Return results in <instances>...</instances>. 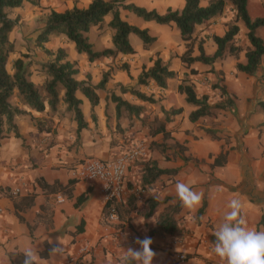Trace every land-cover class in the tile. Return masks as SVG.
<instances>
[{
  "label": "crops",
  "instance_id": "obj_1",
  "mask_svg": "<svg viewBox=\"0 0 264 264\" xmlns=\"http://www.w3.org/2000/svg\"><path fill=\"white\" fill-rule=\"evenodd\" d=\"M183 3L184 0H170L160 4L162 10H155L163 12L166 7L180 9ZM225 5L231 9L229 16L224 15L227 19L222 16L223 11L205 21L208 23L207 27L215 30L216 21L221 23L218 29L223 26V33L226 24L235 23L238 26L237 33L242 34V38H245L243 42L248 45L246 29L242 22L234 21L231 5ZM246 10L250 18L264 19V0H247ZM231 17L233 19L229 21ZM158 25L153 27L166 29L173 26ZM151 27L152 25H149V28ZM173 28L177 36L178 32L174 26ZM213 30L203 28L200 33L205 42L210 40L212 52L215 46L213 47L210 37L206 39L205 35H218ZM255 33L264 43V23ZM156 41L155 38L153 45ZM140 46L141 49L133 48L132 54H124L126 63L134 60L133 54L147 50L143 49L141 41ZM159 56L161 57L160 54ZM76 58L79 64L86 59L83 53L75 51L69 60ZM226 58H230V63L224 67L220 62L227 60ZM162 60H167V57H162ZM243 60V54L237 59L226 54L216 63L220 71L215 73V76L196 72L191 74L188 72L190 67L201 68L205 65L193 62L195 64L191 63L193 66L190 65L187 69L183 66L173 89L170 90L171 85L167 91L163 88L157 90L158 93L153 95L154 99L157 98L155 105L162 106L165 110L172 107L181 108L180 113L170 116L164 123V128L169 132L165 139L160 133L148 136V126L140 122L143 112L146 113L144 110L138 119L133 115L127 116L124 111L119 112L118 118L115 117L114 102L110 100L111 93L129 103L142 105L143 108L154 107V103L142 102L129 93L119 91V85L137 88L141 85L136 83L138 71L130 72L129 66V75L125 71V82L118 78H109L103 86L104 90H94L98 100L93 107L79 91L75 92V97L80 100L78 107L85 123L83 127L77 128L74 113L67 110L65 104H59L54 111H50L47 104L39 112L24 107L29 114L13 118L19 136L14 137L10 130L8 136L0 139V187H7L14 192L13 198L16 199L29 193H32L33 197L29 205L22 201L17 203V208L13 198L0 192V264H10L6 255L8 252H21L28 246L40 251L45 244L55 246L58 237L64 245L63 252L52 256H49L48 252L45 257L47 264H108L109 258L115 260L123 249L139 248L135 241L145 237L151 238L152 241L151 249L155 253L152 264H221L219 258L211 252V236L221 222L227 202L232 198H238L242 202V214L249 227L264 229V223H259L264 208V126H257L258 120L263 119L264 114L254 104L259 89L256 77L261 74V69L254 75L236 71L235 62ZM86 70L83 72L86 73ZM77 74L79 77H76ZM77 74V80L84 79L81 67H78ZM204 75L208 77L209 84L202 80ZM180 78L187 79L197 95L208 94L209 104L220 98L218 88L212 85L222 86L233 104L224 109H216L212 115L202 116L191 122L187 115L194 107L185 103L183 94L176 91ZM171 79L167 81L171 82ZM89 82L95 85L98 81ZM148 83L154 84L152 80ZM262 88L264 91V83ZM138 90L143 92L142 88ZM170 93L173 94L175 103L169 99ZM209 94L214 95V98ZM261 99H264V94ZM154 113L156 115H153ZM149 116V119L152 117L151 122L153 118H162L161 112L158 111H153ZM37 120L43 121L48 130H37ZM205 128L211 129L213 135L206 133ZM131 139L145 140L148 144L145 158L152 159L158 168L175 171L159 175L145 187L144 197L154 195L157 200L153 212L146 216L142 201L135 202L133 209H125L127 192L139 185L140 163L135 162L128 167L124 180L127 196L121 202L120 216L116 224L124 238L119 237L111 228H104L103 199L99 183L83 182L74 178L72 168L86 157L114 158L124 150L126 141ZM221 150L225 152L222 163L211 165ZM168 151H172L173 155H166ZM37 179L50 186L42 187ZM178 180L190 183L194 191L203 193L205 206L201 213H198L201 205L195 209L181 206L174 188ZM79 195L85 198L77 202ZM175 204L179 209L173 217L180 233L148 235L147 228L154 225L158 215ZM17 214L21 219H18ZM128 235L133 237L132 242L127 240ZM81 246L84 247V252L78 254L77 249ZM179 252L185 254V260L182 262L176 260V254Z\"/></svg>",
  "mask_w": 264,
  "mask_h": 264
},
{
  "label": "trees",
  "instance_id": "obj_2",
  "mask_svg": "<svg viewBox=\"0 0 264 264\" xmlns=\"http://www.w3.org/2000/svg\"><path fill=\"white\" fill-rule=\"evenodd\" d=\"M201 1H205V4H201ZM23 2L37 5L39 0H0V139L8 136L10 130L14 137L19 136L13 123V118L17 115L29 114L24 107L39 112L47 104L49 110L54 111L62 103L65 104L67 110L73 111L77 128L85 125L78 107L80 100L75 97V92L79 91L88 100L89 105L93 107L98 100L94 90L101 88L106 82V73H102L101 78L95 85H91L83 79L77 80L75 78L78 72L76 63L75 61L66 59L64 49L57 47L54 52H51L49 49L43 47V44L48 41L50 35L63 34L67 40L72 42L76 52L85 55L88 62L102 57L114 58L118 54H132L134 51L128 42V34H134L141 41L143 48L151 45L155 39L154 36L148 33L147 28L136 27L122 19L120 9L129 11L144 21H152L165 25L172 24L177 30L179 38L183 42H187L189 46L193 38L195 26L219 15L225 3H229L234 11V21L240 20L246 29L245 37L248 42L243 52L244 60L242 62L236 61L234 69L246 75H252L261 63L264 64V43L255 33L256 29L264 23V19L262 17H249L246 10L247 0H184L180 9L166 7L163 12H158L153 8L146 9L124 0H90L85 7L72 5L70 8L60 12L50 10L46 15L43 26L35 36V45L41 48L46 55L52 56V58L39 65L43 74V80L37 85L30 79L29 61H25L22 57H14L8 63V56L13 52L12 41H10L8 33L14 27L16 19L9 18L7 10L19 7ZM106 15L110 16L107 26L112 29L110 46L94 50L92 44L87 39V31L91 26L100 27L103 17ZM237 32L238 26L235 23H231L222 35H210V39L215 46L212 53L205 54L201 43L198 42L196 45L197 55L185 57L184 53L180 55V60L187 65L193 62L209 65L218 59H222L226 54L236 56L240 50V47L234 43L233 39ZM8 64L9 68L7 69L6 66ZM122 66L126 68L125 65ZM189 72L195 73L196 71L190 69ZM174 76L175 72L169 69L160 57L155 56L148 68L140 70L136 83L147 85L149 80H152L158 88H165L166 80ZM262 77L264 78V69ZM212 87L218 88L220 98L215 103L209 104L207 95H197L193 85L187 79H181L177 83V93L183 94L184 102L194 107L187 115L189 121L194 122L202 116H210L214 113V110L224 109L233 104L232 99L226 94L224 87L216 84H213ZM119 91L121 93H129L142 102H154L151 95H146L139 91L137 87L119 85ZM110 100L114 102L116 118H118L121 110L127 116L133 115L137 118H139V115L144 110L142 105L129 103L112 93L110 94ZM255 105L264 114V99L257 100ZM161 112L162 118L159 120L153 118V125L151 123L148 126V136L160 133L163 139L167 138L169 132L164 128V123L169 120L170 116L180 113L181 108H168L166 110L161 108ZM35 126L39 131L43 129L48 130L45 123L40 120L35 121ZM204 131L211 136L214 133L208 128H205ZM224 156L225 152L221 150L214 157L211 165L222 163ZM137 163H140L139 186L144 189L148 184L157 179L159 175L170 174L175 171L173 169L158 168L150 158L141 159ZM37 180L42 187L50 186L39 179ZM0 192L11 198L15 195L7 187H0ZM32 197L33 194L29 193V195L21 196L18 199L16 197L13 198L15 207L18 208L17 203L22 201H24L25 205H29ZM84 198L83 195H79L76 201L79 202ZM124 202L125 209L128 211L135 207L136 200L133 195L129 194ZM142 202L145 205L144 214L146 216L150 215L157 204L154 195L144 197ZM121 204V202L115 203L118 218L120 216L119 209ZM204 206L205 202L203 200L198 213L203 211ZM178 209L179 206L175 204L161 212L154 225L147 228L148 235L179 234L180 229L173 217V214ZM104 210L105 206L102 208V214ZM17 216L18 219H21L18 214ZM259 223L262 225L264 223V208ZM214 239V235L211 236L212 242ZM51 247V245L45 244L44 248L38 251L39 255L45 258ZM6 255L10 264H22L23 262V255L20 251L8 252Z\"/></svg>",
  "mask_w": 264,
  "mask_h": 264
},
{
  "label": "rangeland",
  "instance_id": "obj_3",
  "mask_svg": "<svg viewBox=\"0 0 264 264\" xmlns=\"http://www.w3.org/2000/svg\"><path fill=\"white\" fill-rule=\"evenodd\" d=\"M89 1L90 0H39L37 5H32L27 2H23L19 7L7 10V16L9 18L16 19V23L14 27L8 33V37L10 41H12V45H13V52L9 54L8 56V63L14 57H22V59H24L25 61H29L30 79L37 85L40 84L43 80V74L39 68V65L45 61H49L52 58V56L46 55L42 51L41 48L35 45V36L39 32L41 27L43 26L46 15L48 14L50 10L60 12V11H63L64 9L70 8L72 5H75L77 7H85ZM124 1L132 2L136 5L145 7L146 9L154 8L156 10H162L163 7L160 4L163 2H169L170 0H124ZM204 2L205 1H202L201 3L203 4ZM230 10L231 9L228 5H224L223 10H222V12L224 11L223 12L224 14L221 12L222 16L224 15L229 16L231 13V12L229 13ZM120 16L122 17V19H124L129 24L134 25L139 28H149V25H152V27L149 28V34L150 35L153 34L152 36H154V38L157 39L156 44L153 45L152 43L147 48H143V49H147L148 51L146 50L145 52L142 51L140 53L133 54L134 56L132 55L133 57L132 56L131 57L134 58V60H131L128 63H126L125 56L124 55L122 56L119 54L114 58L102 57V58H98L89 63H87V60L85 58H84L85 60L82 61L80 64L77 58L75 60H70V61H75L77 68L78 67L82 68V75L84 77L83 80H85L89 84H90L89 82L90 80L94 83L96 81H99L102 73H106V81H108L109 78L110 79L118 78L125 82V71L126 72L128 71V66H129L130 72L138 71L139 73L141 69L145 70L146 68H148L149 65L152 63L154 57L159 56L160 54L161 57L160 56L159 57L161 58V60H162V57L163 59L164 57L165 58L167 57V60H162V61L166 62L167 67L175 71L176 73L174 78L170 80L171 82H168L166 80V87L163 88L164 90L167 91L169 90V86L172 85L170 87V90H171L174 88L176 80L178 79L177 78L178 73H181L183 66L187 69L189 68L190 65L195 64V63H192L190 65H187L185 62H182L180 60L181 54L185 53L184 54L185 57L196 55L197 53L196 45L198 44V42L201 43V47L205 54H210L212 52V48H211L212 44H210L211 43L210 40L208 42H205L203 39H201V36H200V33L203 30V28H207L208 30L209 29L213 30L212 27L210 28L207 27L208 25L207 22H203L194 28V32H193L194 38H192L191 44L188 46L187 42H183L179 38L178 34L177 36L174 34L175 31H174L173 26H168V28L166 29H156L153 26H159L158 24L151 22V21H148V22L144 21L140 17L134 15L133 13L129 11L121 10V9H120ZM109 18H110L109 15L104 16L100 27L91 26L89 30L87 31V34H86L87 39L92 44V48L94 50H100L104 47L110 46V36L112 34V29L107 26V22ZM224 18L227 19L225 16ZM232 19L233 17H231L229 21H232ZM214 24L216 26L213 32H215L218 35H222L223 34L222 31L224 30L223 26H221L222 28L220 27V29H218L219 28L218 26H220L221 23H217L216 21H214ZM229 24L230 22L226 24V29L228 28ZM202 35H205V34H202ZM210 35L211 33L206 34L205 38L206 39L209 38ZM233 39H234V43L240 47V50L238 51L236 56L234 55H230V56L237 59L239 56L243 54L244 48L247 45H246V42H243L245 41V38H242V34L236 33ZM128 42L131 45V47L134 49L141 47L140 40L134 34H129ZM43 47L49 49L51 52H54L57 47H62L65 51L66 59L68 58V60L74 55V52H75L72 42L67 40L63 34H59V33L50 35L48 41L43 44ZM229 59L227 60L224 59L222 62H220V64L226 67V65L230 63ZM218 61L219 59L215 61V64L214 63L209 64V65L205 64L201 66V68L199 66H196V68L190 67L188 69V72L190 69H193L196 71V73H199V74H206V76L207 75L215 76V73L217 72L219 73L220 71L219 66H217L216 64ZM122 65H125L126 68H123ZM86 66L90 68H87ZM263 66L264 64H260V66H258V70H256V71H259V69H261L260 71L261 74H259L256 77V80L259 86L258 95L254 99L256 101L261 99V96L264 94V91L262 88V85L264 83V78L262 77V72L264 69ZM6 67L8 69L9 64ZM83 70L84 71L86 70V73H84ZM127 74L129 75V72H127ZM254 74L255 73H253L252 75ZM206 76L204 75L202 80H204L206 84H209V79ZM76 77H79V74H77ZM181 79H185V78H180V80ZM103 86L99 88V90L101 91L104 90ZM138 88L139 89L142 88L143 93H145L146 95H151L153 99H154L153 95H156L158 93L157 90L159 89L153 83H148L147 85L141 84L140 86H138ZM110 93L111 91H109V94ZM231 95L233 94L231 93ZM209 96L214 98V95L212 94H209ZM168 97L170 100H172V102L175 103V98L172 93L168 94ZM152 103H154V107L149 106V108L147 107L144 108V111H146L147 114L145 112H143L142 114L141 121H140L142 125H145V126L151 125L150 123L152 122L150 119L152 117L149 119L150 117L149 114H151L153 111L161 112V108L163 109L162 106H159L157 104L155 105V103H157V98L154 99V102ZM172 108H175V107H172ZM153 115H156V114L154 113ZM153 117H156V116H153ZM131 124L132 122L129 123V125ZM257 126H260V127L264 126V118L258 120ZM144 143L148 148V144L145 142V140H144ZM179 147H181V145H179ZM178 150L180 152L182 151V149H178ZM167 154L171 156L173 155L172 151H168L166 155Z\"/></svg>",
  "mask_w": 264,
  "mask_h": 264
},
{
  "label": "clouds",
  "instance_id": "obj_4",
  "mask_svg": "<svg viewBox=\"0 0 264 264\" xmlns=\"http://www.w3.org/2000/svg\"><path fill=\"white\" fill-rule=\"evenodd\" d=\"M174 188L182 207L195 209L201 205L203 193L194 191L190 183L178 180ZM242 208L238 198L227 202L221 222L213 232L215 239L211 252L219 258L221 264H264V229L249 227ZM57 239L58 243L50 249L49 256L63 252L64 245L59 237ZM135 243L139 248L123 249L115 260L110 257L108 264H152L155 253L151 249V238H137ZM21 253L22 264H47V259L41 257L36 248L28 246Z\"/></svg>",
  "mask_w": 264,
  "mask_h": 264
},
{
  "label": "built area",
  "instance_id": "obj_5",
  "mask_svg": "<svg viewBox=\"0 0 264 264\" xmlns=\"http://www.w3.org/2000/svg\"><path fill=\"white\" fill-rule=\"evenodd\" d=\"M147 147L142 139H131L125 143V148L118 155L111 159H98L94 157H86L82 159L80 164L72 168L73 177L83 182L97 181L105 206L102 214V223L104 228H111L119 237L121 233L116 224L118 223V211L115 203L122 202L127 196L125 193L124 180L128 167L141 160L146 156ZM144 188L140 186L132 187L127 194L133 195L136 202L143 201ZM127 240L133 241V237L128 235ZM78 254L84 252V247L77 249ZM176 260L182 262L185 260L184 253H177Z\"/></svg>",
  "mask_w": 264,
  "mask_h": 264
}]
</instances>
